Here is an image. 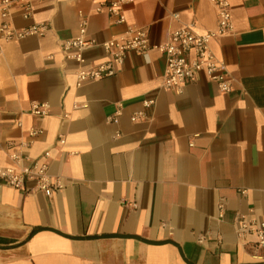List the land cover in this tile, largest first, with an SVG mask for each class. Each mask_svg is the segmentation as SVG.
<instances>
[{"label": "crops", "instance_id": "0c3cea01", "mask_svg": "<svg viewBox=\"0 0 264 264\" xmlns=\"http://www.w3.org/2000/svg\"><path fill=\"white\" fill-rule=\"evenodd\" d=\"M102 1L43 0L14 24L44 21L47 35L3 43L0 166L17 146L31 158L49 148L62 188L48 197L0 181V264H264L255 236L235 224L264 221V0H229L233 30L211 40L234 78L228 92L203 71L179 91L163 88L156 48L76 86L78 66L60 45L77 35L78 10L98 42L128 26L146 29L152 45L187 22L216 27L208 0H134L123 23L94 10ZM83 54V69L107 60L99 47ZM34 102L47 114H31Z\"/></svg>", "mask_w": 264, "mask_h": 264}, {"label": "built area", "instance_id": "2783aa9c", "mask_svg": "<svg viewBox=\"0 0 264 264\" xmlns=\"http://www.w3.org/2000/svg\"><path fill=\"white\" fill-rule=\"evenodd\" d=\"M43 0H0V57L3 52V43L18 41L27 37H44L50 30V25L44 21H33L25 26L17 27L14 16L18 14L23 20L33 17L35 6ZM94 2L95 0H88ZM134 0H109L97 2L95 11L105 9L115 23L125 22L124 7ZM216 9L217 21L213 30L200 31L194 21L182 24L173 31L164 42L152 45L147 30L141 27L128 26L125 35L113 37L107 41L98 42L87 34L88 14L78 10V33L76 36L62 41L60 48L65 61L77 64L75 84L80 86L91 80L101 79L115 74L121 67L129 52L139 55L156 48L166 58L162 87L179 91L184 83L193 80L197 73L205 72L209 79L215 82L218 89L228 92L233 89L234 78L229 73L225 62L211 49V40L229 34L233 30L231 4L229 0H208ZM174 16H177L174 14ZM92 47H99L107 57L105 62L99 63L89 69L80 67L84 63V51ZM152 100H144L143 105L148 107ZM30 113L36 116L47 114V104L32 103ZM117 114L110 118L117 122ZM141 112L131 116L135 121ZM41 132L39 129L28 131L30 136ZM65 138L58 134L55 145L62 147ZM52 157L51 150L45 149L40 156L31 158L18 146L9 154L11 163L0 166V181L19 190H34L50 197L55 191L62 188L58 179L49 173ZM30 183V188L27 184ZM244 192V191H242ZM224 205L218 204L219 217L223 216ZM239 235L250 233L256 238V246L264 252V221L255 222L247 220L244 216H237L235 220ZM202 241V238L199 239Z\"/></svg>", "mask_w": 264, "mask_h": 264}]
</instances>
